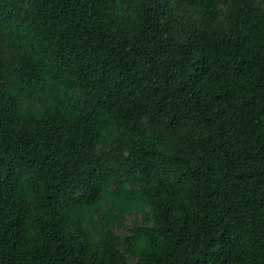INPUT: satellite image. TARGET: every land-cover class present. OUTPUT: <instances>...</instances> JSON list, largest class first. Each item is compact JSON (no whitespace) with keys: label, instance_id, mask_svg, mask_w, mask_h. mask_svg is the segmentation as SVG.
Here are the masks:
<instances>
[{"label":"trees","instance_id":"obj_1","mask_svg":"<svg viewBox=\"0 0 264 264\" xmlns=\"http://www.w3.org/2000/svg\"><path fill=\"white\" fill-rule=\"evenodd\" d=\"M0 264H264V0H0Z\"/></svg>","mask_w":264,"mask_h":264},{"label":"rangeland","instance_id":"obj_2","mask_svg":"<svg viewBox=\"0 0 264 264\" xmlns=\"http://www.w3.org/2000/svg\"><path fill=\"white\" fill-rule=\"evenodd\" d=\"M132 217H129V218H127V220L125 221V225L127 226V227H129L130 225H131V221H132ZM117 233H119L120 235H122V232H117Z\"/></svg>","mask_w":264,"mask_h":264}]
</instances>
